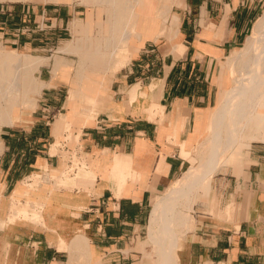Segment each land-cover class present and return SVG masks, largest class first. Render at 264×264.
Masks as SVG:
<instances>
[{
	"label": "crops",
	"instance_id": "obj_1",
	"mask_svg": "<svg viewBox=\"0 0 264 264\" xmlns=\"http://www.w3.org/2000/svg\"><path fill=\"white\" fill-rule=\"evenodd\" d=\"M263 2L183 0L172 50L167 41L139 45L131 62L114 77L108 110L74 132L78 135L74 150L84 157V170L93 173V180L80 184L73 176V184L41 186L29 202L32 209L40 206V221L8 222L10 203L3 199L22 194L24 179L49 168L57 171L52 175L65 179L68 162L52 154L54 123L60 114L54 110L61 94L55 85L43 87L41 108L30 124L11 128L2 138L0 219L5 222L0 225V264L149 263L136 247L142 245L139 240L156 194L174 182L182 165L176 151L181 153L182 143L193 132L197 111L216 105L220 87L214 105L213 88L220 85L218 78H224L226 68L221 66L220 76L214 72L242 43ZM153 81H158L160 95L149 116L139 103L144 92L128 103V88L138 84L140 90L147 84L148 91ZM50 112L52 123L47 119ZM250 146L240 167L220 170L241 175L250 160L238 190L233 195L224 191L233 206L232 218L198 215L177 250L178 264H264V143ZM63 148L70 151L65 143ZM52 175L50 180H59ZM212 183L213 177L199 199L212 201ZM81 236L86 237L87 248L78 242Z\"/></svg>",
	"mask_w": 264,
	"mask_h": 264
},
{
	"label": "bare ground",
	"instance_id": "obj_2",
	"mask_svg": "<svg viewBox=\"0 0 264 264\" xmlns=\"http://www.w3.org/2000/svg\"><path fill=\"white\" fill-rule=\"evenodd\" d=\"M80 1L98 6L99 27L97 36L77 38L75 43L66 44L63 50L76 53V63L66 62L61 57L54 60V77L48 84L54 83L58 72L66 67L74 66L76 78L67 80L66 104L70 112L56 119L55 131L72 125L76 117L81 118V125L90 124L99 110L111 103L109 84L112 75L125 65L124 59L134 52L130 41L142 45L148 39L166 37L169 50H172L179 23V16L172 12V7L183 4V0ZM102 14L106 17L105 24L100 23ZM90 27L89 21L81 30L87 31ZM45 61L44 56L30 54H22L21 61H16L15 55L8 51L0 57V129L27 120L24 115L13 116L11 109L20 98L30 104L36 102L30 94H40L47 84L35 79L33 71ZM222 64L229 75H234L232 85L227 86L226 79L222 81L216 105L197 111L193 132L181 146V155L188 158L189 150L194 147L191 164L158 194L151 208L146 241L152 246L156 264H178L179 238L190 229L192 206L200 197V189L215 172L225 166L240 167L246 147L254 141L264 143V10L254 21L243 44L230 51ZM128 92V103L141 93L138 84L129 87ZM143 92L150 102L144 111L152 116L155 97L160 95L158 81H153L148 91ZM131 173L136 171L129 170ZM77 177V182L83 184L93 180V173L80 170ZM17 212L42 217L40 212L27 207L15 208L14 213ZM77 239L87 248L86 237Z\"/></svg>",
	"mask_w": 264,
	"mask_h": 264
},
{
	"label": "rangeland",
	"instance_id": "obj_3",
	"mask_svg": "<svg viewBox=\"0 0 264 264\" xmlns=\"http://www.w3.org/2000/svg\"><path fill=\"white\" fill-rule=\"evenodd\" d=\"M181 8L182 7L179 6H173L172 12L179 15ZM97 9V5L91 3H84L80 0H0V57H2L5 51H8L15 55L16 61H21L22 54H30L32 56H44L46 58L45 63H43L38 69L33 71V75L35 79L42 80L43 82H45L47 84L45 87H51L55 85L57 87L55 90L59 94H61L60 106L54 110L55 113L58 114L57 110H59L60 113L59 115H57L56 119L59 116L70 112V109L66 104V99L68 98L69 90L67 80L74 81L76 80V78H74V66L69 68L66 67L65 70L58 72V75L56 76L58 81L55 80L54 83L48 84L54 77V60L56 57H61L64 60L66 59V62L76 63L78 59L77 54L72 51H64L63 49L65 48L67 43H75L77 38L97 36L99 27ZM263 10L264 2L259 8L258 16L262 14ZM105 20V14H102L100 16V23L105 24ZM89 21L91 22L90 29L87 31L81 30L83 27L85 28L87 26ZM250 30L251 26L247 34L244 36L242 43L237 45V47H240L243 44L246 36L250 33ZM166 41V37H160L158 40L149 39L143 43L141 48L144 47V45L160 46ZM129 43L131 45H134V52L129 53V57H127V59H124L126 60V65L131 62V58L136 54L137 49L139 48V44H137V42L130 41ZM141 48L139 49V51L141 50ZM227 56L224 58L223 61H221L220 68H217L215 70V75L220 76L219 74L223 73L221 66H224L222 63L226 60ZM122 68H120L119 71H121ZM225 68V76L224 78L222 76L221 78L219 77L218 82L221 83L226 79L228 82L227 86H231V80L234 75H229V70L227 69V67ZM119 71L112 75V81L109 84V93L111 95L113 94L112 83L115 75L117 76ZM218 85L216 84L213 88L212 105L215 104L217 91L219 87H221V84L219 86ZM142 87L143 88L140 89V91H144L147 87V84H142ZM40 94H30V97L36 98V102L33 104L25 102L24 100H22V98H20L19 101H17V103L13 105L11 109V114L13 116H17L18 118L24 115L27 120L17 125L13 124L14 126H2L0 129V144H2L4 132H7L8 130L16 126H26L30 124V121L33 120V116L37 114V110L41 108L39 106L38 101ZM142 98H144L143 102L139 101V103H143L145 109V106H147L150 102L148 97L142 96ZM2 105H4L3 102ZM106 109L108 110V105L103 109H100L97 114H99V116H103V112H105ZM210 109H212V107ZM54 112H50V118H47L50 123H52L53 121L51 119V116L54 114ZM96 117L97 115L94 117V119ZM80 120V117H76L75 121L72 123V126L65 129L62 128L59 131L54 130V132L57 134H55L56 139L53 144L55 145L53 147L54 153L52 154L61 155L68 162L65 164V179L60 180L59 175L57 177H54L59 180H50L49 177L52 174H57V171L52 170V168L47 169L46 172L38 173L39 176H36L37 173H34L24 179L21 183V189L23 190L22 194H19L18 196H6L3 199L10 203L8 212L9 214L7 216L8 222H12L15 219H26L36 222L40 221L38 217H34L33 215L28 213H14L15 208L27 207L28 209H32L30 206L31 203L29 202L34 200L33 194H35V192H38L42 188L41 186H49L52 189L58 187V185L67 184V182H71V184H73V180L75 179L70 177H76L80 170H84L86 163L84 157H78L77 152L74 150L75 145L78 142V135H74V132L79 131V129L81 128ZM62 132H65V135L62 134ZM64 143L66 144V146L68 145L70 151L64 150ZM262 143L260 141L252 142L250 144L251 146L249 145L250 149L252 145H262ZM249 146H247L245 149V155H247V149ZM250 149L248 154L249 156ZM176 152L177 155L180 157V160L182 161V165L173 181L178 179L191 164L190 156L194 155V147L189 150V158L183 156L185 158L184 159L181 156L180 150ZM249 162L250 160L248 161V163H246V165H244L243 172L241 175L233 173L230 169L227 171H220L221 169H219L218 171L220 172H215L214 176H212L213 199L211 202H208L206 199L200 198L197 202L193 204L192 211L190 212V214L192 215L190 229L194 227L196 219L200 218L198 215L205 214L213 220H230L232 218L231 212L233 210V206L231 204V200H229L228 197L224 195V191L227 190L228 193H231L233 195V191L238 190V182L240 180L245 179L247 176V167L249 165ZM53 176L54 175H52V177ZM212 177L200 189L201 194L202 190L209 187ZM164 190L156 194L157 196L154 201L158 198V194H161ZM1 199L2 197L0 196V200ZM34 204L39 205L38 202ZM33 209L37 213L40 210V206H36ZM193 221L194 224L191 227ZM4 222L5 220L0 219V225L4 224ZM185 233L186 232H183L179 238L178 248L181 246L185 238ZM146 238L147 236L145 230L143 236L139 240L142 245L140 246V248L139 246L136 248L141 251L142 258L144 257V255L148 256L147 258L149 263L147 264H156L155 254L153 252L152 246L147 243Z\"/></svg>",
	"mask_w": 264,
	"mask_h": 264
}]
</instances>
